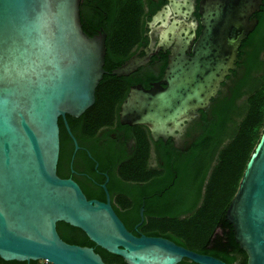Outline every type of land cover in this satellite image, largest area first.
Instances as JSON below:
<instances>
[{
	"label": "water",
	"instance_id": "water-1",
	"mask_svg": "<svg viewBox=\"0 0 264 264\" xmlns=\"http://www.w3.org/2000/svg\"><path fill=\"white\" fill-rule=\"evenodd\" d=\"M261 3L200 0L198 35L192 29L174 40L158 81L128 88L120 122L145 125L154 139L174 136L216 94ZM104 37L82 29L79 0H0V258L107 264L91 246L61 239L55 222L63 221L125 264L183 257L226 264L164 236L132 233L108 201L86 198L74 180L56 174L57 117L92 104L104 72ZM146 58L129 57L111 73L126 74ZM224 215L245 264H264V125Z\"/></svg>",
	"mask_w": 264,
	"mask_h": 264
},
{
	"label": "flooded vegetation",
	"instance_id": "flooded-vegetation-1",
	"mask_svg": "<svg viewBox=\"0 0 264 264\" xmlns=\"http://www.w3.org/2000/svg\"><path fill=\"white\" fill-rule=\"evenodd\" d=\"M132 1L138 34L134 36L132 44H121L115 51L105 47L102 64V78L113 82L117 89L124 91V95L131 85L139 84L147 88L158 81L174 40L182 39L184 33L188 34L192 29L197 36L201 27L198 12L200 0ZM103 2L108 4L106 8ZM119 2L79 0L81 27L88 34L98 30L105 33L104 28L112 29L116 17L109 15L108 8L115 5L118 8ZM262 13L264 0L248 16L250 20L255 19L252 28L239 40L234 65L212 98L230 97L233 75L238 69L237 61H240L238 54L252 46L247 42L248 37L260 27ZM233 33L234 27H230L229 36ZM143 55H147L144 62L128 73H111L113 67L129 57ZM120 101L115 110L108 114L106 107L96 106L94 95L92 104L78 115L64 113L57 117L55 172L62 178L74 180L86 198L108 201L121 220V217L131 216V210L137 208L133 228L137 233H144L141 227L149 224L145 212L158 207L160 202L166 200L168 189L183 181L180 168L186 154L192 151L196 138L208 124L214 102L210 98L208 105L188 118L174 136L154 139L145 125L120 122L117 113ZM186 198L190 200V194Z\"/></svg>",
	"mask_w": 264,
	"mask_h": 264
},
{
	"label": "trees",
	"instance_id": "trees-1",
	"mask_svg": "<svg viewBox=\"0 0 264 264\" xmlns=\"http://www.w3.org/2000/svg\"><path fill=\"white\" fill-rule=\"evenodd\" d=\"M102 5L108 6L105 2ZM132 9V0H120L118 8L116 5L108 8L109 15H115L116 19L112 29L104 28L107 50L115 51L121 44L134 42L138 30ZM82 29L86 32L83 26ZM248 40L252 46L238 54L240 61H237L238 69L233 75L230 97L211 98L214 102L212 116L180 168L183 181L168 189L166 200L158 207L145 212L149 224L141 227L147 235L167 237L194 251L215 256L226 264L246 263V254L234 240L224 212L264 125V13L260 15V27ZM94 95L96 106L106 107L111 114L124 91L101 77ZM188 194L190 200L186 198ZM130 214L124 218L119 215L125 227L138 234L133 228L137 208ZM55 229L66 242L91 246L105 263L125 264L121 256L93 243L80 228L56 221ZM0 264L51 263L41 259L0 258ZM175 264L199 263L183 257Z\"/></svg>",
	"mask_w": 264,
	"mask_h": 264
}]
</instances>
